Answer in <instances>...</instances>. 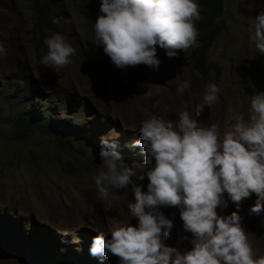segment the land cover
<instances>
[{"label":"rangeland","instance_id":"1","mask_svg":"<svg viewBox=\"0 0 264 264\" xmlns=\"http://www.w3.org/2000/svg\"><path fill=\"white\" fill-rule=\"evenodd\" d=\"M30 2L0 0V42L7 49V55L0 56V75L11 97L31 100L27 108L40 113L52 105L65 117L63 120L74 114L83 121L88 131L83 134L93 143L96 137H104L119 143L120 148L139 139L142 125H132L130 109L133 118L144 120L145 115L146 119L155 115L173 123H178L177 117L179 120V114L186 110L206 127L218 125L221 140L232 130L236 116L244 115L251 123V97L264 92V54L252 39L255 18L264 11V0H225L222 22L226 31L209 52L219 74L211 72L205 77L197 75L187 63L192 46L177 58L159 60L158 70L145 65L117 68L103 47L95 43L94 24L102 15L101 0H50L51 14L39 28H33ZM53 34L63 35L75 49L69 57L71 63L57 69L42 63L48 51L44 40ZM30 81L39 93L37 99L29 91ZM184 82L189 86L180 92ZM211 84L219 89L218 99L205 105L197 116V106L204 103L206 88ZM147 92L151 95H145ZM94 123L100 127L91 133ZM133 151L145 156L139 147ZM131 167L137 175L149 168L141 162H133ZM106 170L103 162L97 161L95 150L81 140L61 144L40 133L20 139L13 126L0 125V215L14 216L22 226L29 225L25 229L29 237L35 229V238H47L60 251L70 244L75 249L81 246L77 234L96 237L104 232L111 239V232L118 227L138 226L128 207V203H135L131 184L110 189L107 198H98L94 177ZM146 180L145 176L142 182ZM159 211L172 220L167 209ZM248 216L245 232L253 258L258 259L264 256V211ZM0 264L24 263L16 256L0 255Z\"/></svg>","mask_w":264,"mask_h":264},{"label":"clouds","instance_id":"2","mask_svg":"<svg viewBox=\"0 0 264 264\" xmlns=\"http://www.w3.org/2000/svg\"><path fill=\"white\" fill-rule=\"evenodd\" d=\"M198 2L101 0L102 15L94 24L96 46L103 47L117 68L145 65L153 70H158L159 60L177 58L192 46L187 63L193 71L200 77L211 72L218 75L219 67L211 61L209 52L226 31L222 17V32L206 53L208 62L216 65L217 70L207 69L205 74H200L192 61L198 36L194 22L202 19ZM252 39L258 51L264 54V11L255 18ZM44 44L48 49L42 58L45 66L57 69L71 63L69 57L75 49L63 35L53 34ZM6 55L7 49L0 42V56ZM32 82H29V90L33 89ZM0 84L5 85L0 96L3 94L7 100L15 101L18 96L9 95L7 82L1 75ZM188 86L184 82L179 91L183 92ZM218 92L215 84L207 86L204 103L197 106V116L205 105L210 106L218 99ZM53 109L57 120L69 123L76 119L81 124L72 123L84 127L81 118L72 114L70 119L63 120L61 118L65 117ZM130 111L132 125L141 123L142 126L138 131L139 139L128 147L120 148L119 143L104 137H96L93 143L91 137L83 134L88 131L82 133V139L72 141L89 144L96 152L97 161L106 166V171L94 177L98 198H107L110 189L132 185L135 203H128V207L132 217L138 219V226L118 227L111 232V239L104 232L96 237L77 234L76 238L82 240L81 246L75 249L70 244L60 251L47 238L44 241L35 238V229L30 231L29 237V233H25L29 225L22 226L17 218L4 213L0 218L9 222L15 233L24 239L23 244L14 240L15 244L29 251L34 264H50L39 261L45 255L62 259L76 256V262L84 260L85 264H119L115 256L120 264H264V256L253 258L245 232L249 227L248 215L264 211V92L251 97V123L245 121L244 115L236 116L232 130L226 132L222 140L218 125L206 127L192 119L186 110L179 114V120L177 117L178 123L155 115L147 119L145 115L144 120L133 118ZM99 127L94 123L90 132ZM110 131L115 132V129ZM135 147L141 148L145 156L134 152ZM133 162L144 163L149 168L137 175L131 167ZM145 176L148 181L142 182ZM133 177L141 181L134 182ZM159 209H167L172 220Z\"/></svg>","mask_w":264,"mask_h":264},{"label":"trees","instance_id":"3","mask_svg":"<svg viewBox=\"0 0 264 264\" xmlns=\"http://www.w3.org/2000/svg\"><path fill=\"white\" fill-rule=\"evenodd\" d=\"M30 1V8L33 13L32 25L33 28H39L46 24L47 18L51 14V2L50 0ZM224 2L225 0H199L198 2L202 19L194 22L198 30V36L192 61L195 70L200 74H205L207 69L217 70L216 65L208 62L206 53L222 32L223 27L220 18L224 12ZM3 90H5V85L0 84V93ZM29 91L32 93V98L39 95L33 89ZM30 101L27 103V99L18 96L15 101L11 102L2 94L0 96V125L12 124L11 126H13L20 139L38 133L50 135L61 144H68L74 139H82L81 136L85 130L84 127L72 123L78 124L79 122L76 119H72L69 123L57 120L53 107H46L42 110V114L30 108L26 109L27 105H31ZM14 240L23 244L24 239L22 235L15 233L9 222L0 218V255H16L24 264H34L29 256V251L22 250L19 245L15 244ZM25 247L29 246L25 245ZM39 261L49 262L50 264H85L84 260L76 262V256L62 259L58 256L45 255L44 259Z\"/></svg>","mask_w":264,"mask_h":264},{"label":"bare ground","instance_id":"4","mask_svg":"<svg viewBox=\"0 0 264 264\" xmlns=\"http://www.w3.org/2000/svg\"><path fill=\"white\" fill-rule=\"evenodd\" d=\"M168 61V60H167Z\"/></svg>","mask_w":264,"mask_h":264}]
</instances>
